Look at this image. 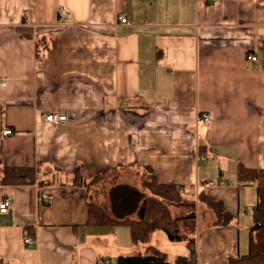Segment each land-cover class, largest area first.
I'll list each match as a JSON object with an SVG mask.
<instances>
[{"label":"crops","instance_id":"1","mask_svg":"<svg viewBox=\"0 0 264 264\" xmlns=\"http://www.w3.org/2000/svg\"><path fill=\"white\" fill-rule=\"evenodd\" d=\"M52 112L68 122H45ZM240 165L264 169V0H0V204L13 201L0 264H127L147 246L178 264L189 246L171 259L151 244L163 231L136 245L128 225L90 217L116 185L150 195V174L208 221L187 264H228L249 245L257 203ZM13 167L33 168L34 182H3Z\"/></svg>","mask_w":264,"mask_h":264},{"label":"trees","instance_id":"2","mask_svg":"<svg viewBox=\"0 0 264 264\" xmlns=\"http://www.w3.org/2000/svg\"><path fill=\"white\" fill-rule=\"evenodd\" d=\"M102 178L98 175L91 183ZM238 181L242 186L255 185L257 203L253 213V225L249 231V250L247 254L233 258L228 264H264V169H249L240 165ZM35 180V171L29 167L5 169L3 182L26 184ZM78 181V177H77ZM79 182V181H78ZM144 186L150 195L125 184L110 189L109 202L90 203V217L96 223L125 224L131 228L134 244H147L153 233L163 231L171 241L182 240L178 220L171 215L169 204H179L183 196L175 185H159L153 175L145 177ZM200 200L216 214V225H226L230 214L222 202L200 194ZM189 255L180 256L178 264L194 262L197 249L194 239H189ZM127 264H169L166 253L155 246H147L145 252L124 258Z\"/></svg>","mask_w":264,"mask_h":264},{"label":"rangeland","instance_id":"3","mask_svg":"<svg viewBox=\"0 0 264 264\" xmlns=\"http://www.w3.org/2000/svg\"><path fill=\"white\" fill-rule=\"evenodd\" d=\"M197 205V204H196ZM196 205L188 204V205H175L172 204L169 207L171 215L178 220V225L180 229V234L182 235V240L180 241H169L163 232L156 233L151 240V244H155L160 248H163L166 252H168L171 259H173L176 255H184L186 244L190 238H198L199 231H203L208 225L207 220L198 221L195 218V214L199 213V210ZM251 205V204H250ZM256 207V205H252ZM249 207V205H248ZM201 209V208H200ZM205 209V208H202ZM246 213V212H245ZM249 219H253V214H249ZM253 225V224H252ZM252 227V226H251ZM249 229V228H248ZM249 232V230L247 231ZM247 232L242 233V244L247 245L248 235ZM246 238V240L244 239ZM245 240V243H243ZM249 250V245L244 247L242 251L244 254H247Z\"/></svg>","mask_w":264,"mask_h":264},{"label":"built area","instance_id":"4","mask_svg":"<svg viewBox=\"0 0 264 264\" xmlns=\"http://www.w3.org/2000/svg\"><path fill=\"white\" fill-rule=\"evenodd\" d=\"M58 16L60 18V22L63 25H65L66 23H68L70 21V14L67 11V9L64 7H59ZM118 23L121 25L127 24L128 23V16L126 14L119 16L118 17ZM248 59L251 61H256L257 57L250 55L248 57ZM44 120L47 123H51V124H55V125H64L68 122V117L64 113L52 112V113H49L45 117ZM200 121H202L206 125H210L211 121H212V117L209 113H204L201 115ZM12 133H13V131L11 129H7L3 132V135L8 136V135H11ZM41 199L43 201H45L46 203L49 202V197L47 195H42ZM12 205H13V201L11 198L4 199V201L0 204V213H7ZM248 210L250 212L254 211V209L252 207H250ZM32 242H33V240L31 238L25 239L26 244H31ZM104 264H108V262L106 261Z\"/></svg>","mask_w":264,"mask_h":264}]
</instances>
